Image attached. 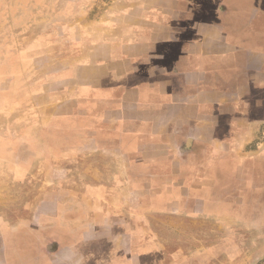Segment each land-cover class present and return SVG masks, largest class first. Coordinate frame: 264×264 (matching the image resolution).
Returning <instances> with one entry per match:
<instances>
[{
  "label": "crops",
  "instance_id": "obj_1",
  "mask_svg": "<svg viewBox=\"0 0 264 264\" xmlns=\"http://www.w3.org/2000/svg\"><path fill=\"white\" fill-rule=\"evenodd\" d=\"M96 3L0 13L27 22L0 264H162L264 196V0ZM58 36L70 47L52 61Z\"/></svg>",
  "mask_w": 264,
  "mask_h": 264
},
{
  "label": "rangeland",
  "instance_id": "obj_2",
  "mask_svg": "<svg viewBox=\"0 0 264 264\" xmlns=\"http://www.w3.org/2000/svg\"><path fill=\"white\" fill-rule=\"evenodd\" d=\"M0 1L3 4L0 13L4 11L10 16L14 12L18 13V16H23L24 10L19 5H13L18 0ZM96 2L100 3L99 7H101L107 0H96ZM51 11L47 15L49 19ZM49 25L48 21L47 26ZM22 29H27L26 21L11 19L0 21V112H12L13 106L18 103L17 100H13L15 98L13 94L19 97L27 89V70L11 67L12 61L17 60L21 55L14 54L13 46L22 43L23 38L16 37L18 34H23ZM70 41L67 37L48 38V43L55 46L57 51L51 53L52 61L60 55V49L66 50L70 47ZM41 53L37 54L43 57ZM19 109L24 111L25 107L21 106ZM5 119L11 124L12 117L8 116ZM45 151L46 155H50L48 150ZM256 200L252 197L245 199V204L241 207H244L243 212L238 213L237 216L229 214L222 222L214 221L211 228L201 227L187 231L185 243L165 250L169 256L174 252L179 253L180 258L165 260L162 264H264V196ZM195 224L198 227L200 225Z\"/></svg>",
  "mask_w": 264,
  "mask_h": 264
},
{
  "label": "flooded vegetation",
  "instance_id": "obj_3",
  "mask_svg": "<svg viewBox=\"0 0 264 264\" xmlns=\"http://www.w3.org/2000/svg\"><path fill=\"white\" fill-rule=\"evenodd\" d=\"M109 2H113V0H107L106 3H109ZM1 10H2V5H1ZM13 95L15 97L13 100H17L19 98L17 94H13ZM17 104L18 103H16L13 107L17 106ZM16 108L17 107L13 108L12 112H0V150L3 149V145L5 142L15 140L16 138L15 136L17 135V133L13 130V127L17 125L18 121L20 122V119L18 117L20 109L18 108L19 110L14 111V109ZM20 112H23V111H20ZM7 113H10V114H7ZM8 116L12 117L11 124H8L7 123L8 120L5 119Z\"/></svg>",
  "mask_w": 264,
  "mask_h": 264
}]
</instances>
